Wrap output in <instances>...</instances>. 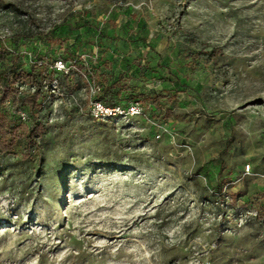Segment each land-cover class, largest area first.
I'll use <instances>...</instances> for the list:
<instances>
[{
	"label": "rangeland",
	"instance_id": "374dc122",
	"mask_svg": "<svg viewBox=\"0 0 264 264\" xmlns=\"http://www.w3.org/2000/svg\"><path fill=\"white\" fill-rule=\"evenodd\" d=\"M19 36L41 108L2 115L46 132L0 151V264H264V0H0Z\"/></svg>",
	"mask_w": 264,
	"mask_h": 264
},
{
	"label": "trees",
	"instance_id": "16d2710c",
	"mask_svg": "<svg viewBox=\"0 0 264 264\" xmlns=\"http://www.w3.org/2000/svg\"><path fill=\"white\" fill-rule=\"evenodd\" d=\"M28 39L30 37L19 36L17 42L21 41L22 43L13 52L7 45H0V151L3 153L11 152L16 146L18 138L23 137L28 141L31 148H35L36 154L39 155L41 148L37 139L46 132L42 124L29 123L28 121L18 124L14 118L9 120L2 115V107L6 103L12 104L14 112L17 113L20 111V106L28 108L32 113L39 111L41 108L40 101L44 94L43 73H37L34 68H30L29 71L25 70L23 57L20 55V49L27 43L26 40ZM54 73H58L57 67L52 70L50 75L53 76ZM50 82H52V79ZM19 83L31 84L34 88L30 89L29 92L20 91L18 88ZM108 88H99V101L107 106H117L110 98L111 87Z\"/></svg>",
	"mask_w": 264,
	"mask_h": 264
},
{
	"label": "built area",
	"instance_id": "2783aa9c",
	"mask_svg": "<svg viewBox=\"0 0 264 264\" xmlns=\"http://www.w3.org/2000/svg\"><path fill=\"white\" fill-rule=\"evenodd\" d=\"M56 67L59 71L66 70V64L63 61H59L56 63ZM128 109V108H127ZM127 109H124L123 106H107L105 103L98 101L94 103V113L96 117H110V116H118L123 115L127 112ZM129 109L135 114L139 113V108L137 105L133 104ZM23 118H25L24 114H22ZM251 170V166L248 167L247 171Z\"/></svg>",
	"mask_w": 264,
	"mask_h": 264
}]
</instances>
